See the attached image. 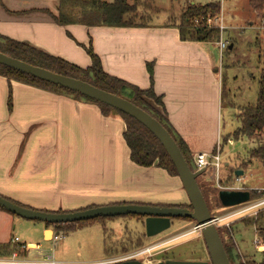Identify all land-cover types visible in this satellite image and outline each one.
<instances>
[{"label":"crops","instance_id":"crops-1","mask_svg":"<svg viewBox=\"0 0 264 264\" xmlns=\"http://www.w3.org/2000/svg\"><path fill=\"white\" fill-rule=\"evenodd\" d=\"M34 1L39 0H0V36L37 48L81 70L91 66L85 51L91 47L105 74L140 90L152 87L163 104L162 109L157 105L155 109L181 139L191 163L195 154H214L219 141L230 134L225 133L222 115L224 77L220 76L222 53L217 41H181L176 24L131 28L60 26L48 15L56 11L58 0H42V4ZM50 1L53 4L49 5ZM230 46L232 49L233 44ZM148 66H152V82ZM124 131V121L113 111L103 113L96 104L65 92L9 82L0 76V197L48 213L128 204L187 207L189 201L177 177L155 166L142 168L131 162ZM235 161L232 158L222 164L225 183L230 176L236 188L249 192V199L253 193L263 195L257 192L264 189L260 183L248 188L240 185L253 161L245 170L235 166ZM236 171L243 174L237 177ZM212 175L202 178L212 180ZM16 217L0 209V245H8L12 237L42 245L48 243L46 231L55 233L42 222L35 224ZM130 218L105 219L76 228L64 245L67 253L55 258L67 264H121L120 259L107 255L106 222ZM131 219L144 233V219ZM194 226L192 222L185 232L147 247L152 250L170 245L193 232ZM165 260L170 259L156 262Z\"/></svg>","mask_w":264,"mask_h":264},{"label":"rangeland","instance_id":"rangeland-1","mask_svg":"<svg viewBox=\"0 0 264 264\" xmlns=\"http://www.w3.org/2000/svg\"><path fill=\"white\" fill-rule=\"evenodd\" d=\"M34 2L43 3L42 0ZM54 2H57V0H54ZM127 2L130 5L134 4L136 8L135 13L130 15L128 19L132 25L163 23L162 25L169 26L179 21L181 12L191 3L204 5L209 2H216L220 5L219 16L222 14V23L226 27L222 37L221 34L220 37L222 42L227 44V49L222 53L219 60V66H221L220 76L224 77L222 115L225 133H232L238 127L237 118L242 108L253 105L256 102L258 80L261 76H264V29L260 28V21L256 13L248 6V0H137L136 3L133 0H127ZM50 3L52 1L49 2V5H51ZM58 6L59 2L57 8H54L56 9L53 13L55 16L58 15ZM69 8V4H64L66 11ZM0 43H2L1 40ZM230 44H233L232 49H229ZM228 104L232 108H229ZM151 105L155 108L153 103ZM222 139L220 144L222 149L220 154L221 164L227 163L234 158L237 160V162H234L235 166L240 167L241 163L248 160V151L256 146L255 143L245 138L236 141L231 139L232 145L223 144ZM188 162L191 169H193L191 161L188 160ZM251 164L248 170L244 172L243 181L240 185L248 188L260 183L264 186V162L253 160ZM224 170L225 168L223 167L220 171L219 183H216L215 180L202 178V176L197 178V183L212 216L224 217L225 214L234 212L249 203L246 202L231 207L221 205L218 198V193L221 190L217 185L221 188L229 185L234 188L238 187L237 184L232 182L230 176L225 183L226 179H223L222 172ZM206 174L211 175L212 170L208 169ZM253 200V198L250 199V201ZM261 212H264V210L260 211L258 215ZM258 215L255 218L245 217L247 215L244 216L245 218L242 216L233 217L217 224V231L222 244L224 247L231 248L232 264H243L248 261L260 263L264 261V219L257 224H252V221L257 219ZM31 222L40 224V222L36 221ZM191 223V221L185 220H171V226L167 231L153 239L146 240L139 224L134 219H119V221H114L112 224L106 222L107 234H109L106 235L105 239L107 255L121 261L132 253L147 248L150 249L151 246L147 247V245L153 242L185 232L191 226ZM226 224L228 226H225ZM119 233L124 237L123 240L120 239ZM60 234L63 235V238L55 246V257L62 252L67 253L64 245L70 239V234ZM256 240L257 244L255 243ZM49 244L48 242L41 246L50 247ZM91 253V249H89L88 254ZM165 258L175 261H184L183 259L202 260L209 263L205 245L198 232L180 236L172 244L152 249L134 260L153 264L158 259Z\"/></svg>","mask_w":264,"mask_h":264},{"label":"trees","instance_id":"trees-1","mask_svg":"<svg viewBox=\"0 0 264 264\" xmlns=\"http://www.w3.org/2000/svg\"><path fill=\"white\" fill-rule=\"evenodd\" d=\"M133 1L136 3L137 0ZM58 2V15L55 16L50 13L48 15L55 24L60 26L82 25L86 27L109 28H131L144 26L132 25L129 22V16L135 13L136 8L134 4H128L127 0H58ZM64 4L70 5L68 11L64 9ZM248 6L256 13L257 18L260 21V28L264 29V0H248ZM219 13L220 5L216 2H209L204 5H187L181 12L179 21L176 23L180 40L196 43L216 42L218 40L219 30L216 26L208 27L206 25V21L207 19L218 18ZM195 20H198L199 24L195 25ZM0 40L2 41V43H0V53L8 57L20 60L32 66L49 70L62 76L86 82L98 89L112 93L129 101L136 107L149 114L159 123H161V125L167 130V132L177 144L190 170L193 172V169H191L189 165V158L186 154V147L184 146L183 142L177 137L170 124L160 114V111L156 110L151 105L153 103L155 106L157 105L161 109L163 107L161 98L154 94L152 87L147 90H140L137 87L131 86L122 80L105 74L102 70L98 57L93 53L91 47L85 49L91 60V66L86 70H81L73 65L68 64L62 59L50 56L47 53L25 43L13 41L2 36H0ZM147 68L150 80L152 82V66H148ZM0 76L5 77L9 82L15 81L21 84L52 92H65L74 98L84 99L96 104L103 113L109 111L117 113L125 124L123 139L129 150L131 162L142 168H151L155 166L164 170L169 176L177 177L175 168L160 143L145 127L129 116L113 110L101 103L85 98L77 93L40 81L4 66H0ZM11 106V92L9 89L7 98V107L9 110L11 109ZM230 108H232V106H230ZM237 119L238 127L232 133L223 137L222 143H228L229 139L236 141L238 139L245 138L246 140L256 144L254 148L248 151V160L240 164V169H245L248 167V165L253 160L264 162V76H261L258 80V93L256 102L253 105L243 107ZM252 193L253 192H251V194ZM261 196L262 194L259 196L258 194L256 195L253 193L251 198L257 199ZM14 204L26 208L18 203ZM177 207L185 208L183 206ZM186 208L189 207L187 206ZM122 217H131L143 220L142 217L133 215ZM116 218L119 217L97 218L71 224H45V226L48 228L52 227L56 233L67 234L74 231L76 228H80L81 226L91 222L101 221L102 219L111 220ZM263 219L264 212H261L258 215V218L252 221V224H257ZM173 220L191 221L189 219ZM224 249L230 264H232V258L230 254L231 248L224 247ZM12 252L13 248L9 244L0 245V257H7ZM243 264H264V261L260 263L248 261Z\"/></svg>","mask_w":264,"mask_h":264},{"label":"water","instance_id":"water-1","mask_svg":"<svg viewBox=\"0 0 264 264\" xmlns=\"http://www.w3.org/2000/svg\"><path fill=\"white\" fill-rule=\"evenodd\" d=\"M229 49H231V46H229ZM0 66L77 93L137 121L154 136L165 150L189 201V208L128 204L90 208L68 213H48L23 208L0 197V209L27 221L42 222L49 225L71 224L97 218H113L127 215L138 216L144 219V235L147 240L153 239L167 231L171 226V220L189 219L195 223L193 232H198L203 240L209 257V263L203 261L165 260L153 264H230L217 231V218H214L210 214L197 183V178L203 176L205 172H192L190 170L177 144L161 123L129 101L81 80L29 65L2 53H0ZM242 174V171L234 173L237 177ZM218 198L222 206L231 207L248 202L250 195L249 192L244 191L221 190L218 193ZM51 235V230L46 231L45 236L48 237L47 240H49ZM122 263L146 264L137 260H129Z\"/></svg>","mask_w":264,"mask_h":264},{"label":"built area","instance_id":"built-area-1","mask_svg":"<svg viewBox=\"0 0 264 264\" xmlns=\"http://www.w3.org/2000/svg\"><path fill=\"white\" fill-rule=\"evenodd\" d=\"M194 24H199L198 20L194 21ZM206 25L208 27L216 26L219 30V35L217 40V46L220 53H223L227 49V44L222 42V35L225 31V26L222 23V14L218 16L216 19H207ZM221 34V37H220ZM220 37V38H219ZM229 144H232L231 141H228ZM220 144L219 141L217 150L214 154H195L193 156V172H202L204 171L206 174L208 169L212 170V180H215L216 183H219L220 179V171L222 169V164L220 161ZM237 182L240 181L239 178L236 179ZM217 187L220 190H223L219 185ZM225 190H237L241 191L239 188H224ZM258 193H264V189L257 190ZM249 203L242 206L241 208L237 209L236 211L232 212L231 214L217 218L216 226L218 223L228 220L229 218L239 217H256L257 214L264 210V194L253 201H248ZM247 215V216H245ZM245 216V217H244ZM225 226H228L226 224ZM63 238V235L60 233H53L48 240L50 243V247H42L38 244H26L21 242L17 237H12L9 241V245L13 248V252L7 257H0V264H67L64 262H60L55 258L54 250L57 242ZM257 244V240L255 241ZM151 249H143L141 251L132 253L126 257H124L121 262L134 260L145 253L149 252Z\"/></svg>","mask_w":264,"mask_h":264}]
</instances>
